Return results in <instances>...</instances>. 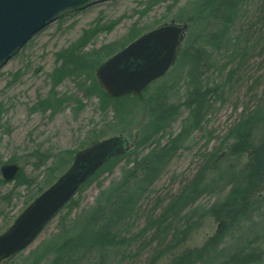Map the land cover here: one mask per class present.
I'll use <instances>...</instances> for the list:
<instances>
[{"label": "trees", "instance_id": "1", "mask_svg": "<svg viewBox=\"0 0 264 264\" xmlns=\"http://www.w3.org/2000/svg\"><path fill=\"white\" fill-rule=\"evenodd\" d=\"M159 1L165 0H148V8ZM248 1L191 0L171 20L177 24L183 22L189 31V36L178 48L172 67L164 75L167 77L173 69H182L178 76L180 81L172 87L179 88L181 82H186L187 95L177 105L168 104V85L157 84L162 77L145 88L141 95L129 94L120 98L110 97L97 80L98 67L141 35V29L135 26L122 44L114 42L105 46L107 50L85 54L83 48L89 41L102 30L110 29V26H95L86 30L82 38L63 53L65 65L57 71V80L67 73L75 77L86 75L80 85L84 93L98 97L103 109L114 103L115 114L112 122L92 128L80 149L46 157L45 162L51 158L57 160L47 167V178L45 176L39 190L52 185L56 177L63 175L79 151L100 141L111 137L130 141L129 136L133 135L135 148L128 153L122 177L100 191L95 205L73 220L63 218L60 230L32 250L21 264H83L86 261L87 264H109L113 252L123 261L134 260L148 247H152L153 254L143 264H160L164 256L169 258L162 264H264V95L255 106L245 104L227 132L215 137L220 139L218 144L201 154L198 169L182 181L165 205L164 199L156 200L145 226L137 234L128 236L129 232H124L123 228V223L135 219L133 216L141 198L177 155L183 140L193 131L203 129L207 114L217 101L214 99L222 97L225 85L210 87L206 74L217 67L215 56L232 44L233 28ZM255 17L248 30L252 36L264 40V4L257 8ZM248 48L246 46L238 54L235 50L233 56L244 61ZM103 51L107 53L101 54ZM241 66L242 63L238 64L237 69ZM233 74L229 75L228 82L232 81ZM259 79H255L252 89H256ZM257 95L253 94L251 102ZM62 101L56 103L61 105ZM45 103L50 105L48 101ZM181 108L188 113L182 121V130L176 136L169 133V141L162 145L156 137L166 136L167 128L179 117ZM134 127L137 131L132 134ZM212 139L211 136L208 143ZM146 145L150 150L140 155L137 149ZM117 158L106 161L97 173L111 171ZM15 162L11 159L8 164H17ZM37 178L28 177L24 167L19 166L15 191L21 185L33 187ZM0 182L6 183V180L0 178ZM13 193L14 190L0 200L11 204ZM212 194L223 197L200 213L197 208L194 209L196 213H190L189 209L203 195ZM34 196L31 194L27 202ZM73 198L66 205L70 206ZM159 208L162 210L157 213ZM203 218L217 224L215 232L200 246L185 247ZM139 241H142L140 245ZM131 242H136L134 252ZM10 259L0 264H8Z\"/></svg>", "mask_w": 264, "mask_h": 264}, {"label": "rangeland", "instance_id": "2", "mask_svg": "<svg viewBox=\"0 0 264 264\" xmlns=\"http://www.w3.org/2000/svg\"><path fill=\"white\" fill-rule=\"evenodd\" d=\"M190 1H159L148 8V0H94L77 10L62 13L58 20L35 35L0 68V178H2L1 167L10 163L11 159H15V163L24 167V173L28 177H38L33 187L21 185L16 191V177L6 183L0 182V198L10 196L14 190L11 204H8L7 200H0V234L11 226L36 196L51 186L39 190L47 175V167L57 160L51 158L45 162L43 161L45 158H49L52 154H63L66 150L80 149L92 128H100L113 121L115 104L112 103L108 109H103L98 97L87 96L81 88L80 85L86 80V75L75 77L67 73L57 80V71L65 65L62 59L63 53L78 42L86 30L95 26H110V29L102 30L92 38L83 48L85 54L102 50L114 42L122 44L134 26L141 29L142 35L155 26L175 23L171 20ZM261 4H264V0H250L243 6L242 17L236 21L233 28L232 44L224 47L215 56L217 67L206 74L209 77L210 87L217 84L225 85L222 97L214 99L217 101L213 103L207 114L203 129L193 131L183 140L177 155L167 165L159 179L148 188L141 198L138 211L134 213L135 219L123 223L124 232H129L128 236L133 237L145 226L146 218L152 212L157 199H164L165 205L168 197L176 192L182 181L193 176L201 162V154L211 151L212 147L218 144L220 139L215 137L223 136L227 132V128L238 117L243 106L245 104L255 106L258 99L264 95V40L252 36V32L248 30ZM179 24L183 25V22ZM187 36L189 31L185 32L184 38ZM246 46L249 48L244 61L240 57L233 56L235 50L238 54ZM106 53L107 51H103L101 54ZM240 63L242 66L237 69ZM181 70L173 69L170 75L162 77L159 83L156 82L168 85V104L177 105L186 98V82H181L177 89L172 87L180 81L178 76L182 73ZM231 72H234L232 81L228 82ZM255 79H259L258 84L261 85L257 84L254 90L252 85ZM255 93L258 94L257 98L251 102V97ZM60 99L63 101L58 105L56 102ZM179 114V117L167 128L166 136L156 137L161 140L162 145L169 141V133L176 136L182 130V121L188 113L181 108ZM136 131L137 128L134 127L132 134ZM211 136L213 139L208 143ZM133 137V135L129 136V142L132 144ZM134 148L133 144L127 153L119 156L111 171L97 173L82 186L71 205H65L45 225L38 237L27 248L13 256L8 264H21L32 250L60 230L59 226L63 218L73 220L84 210L94 206L100 191L122 177L128 153ZM149 150L150 146L146 145L138 148L137 152L144 155ZM59 178L56 177L55 182ZM31 194H35L34 199L27 202ZM221 197L223 195H203L189 211L196 213L197 208V212L200 213ZM160 210L162 209L159 208L156 212ZM198 225V229L185 247L200 246L217 228V224L207 218L200 220ZM141 242L139 241L138 244L140 245ZM134 243L136 242H131L132 252L137 250ZM152 254V247H148L134 260L127 258L123 261L113 252L109 264H143ZM168 258V256L161 258L160 264ZM83 264H87V261Z\"/></svg>", "mask_w": 264, "mask_h": 264}, {"label": "water", "instance_id": "3", "mask_svg": "<svg viewBox=\"0 0 264 264\" xmlns=\"http://www.w3.org/2000/svg\"><path fill=\"white\" fill-rule=\"evenodd\" d=\"M93 1L0 0V68L62 13ZM186 29V24L172 23L129 43L96 70L102 88L112 98L141 95L147 86L168 72ZM133 144L127 138L111 137L79 151L68 170L0 234V263L27 248L88 178L106 161L123 154ZM18 171L19 166L14 163L1 167L6 181L13 180Z\"/></svg>", "mask_w": 264, "mask_h": 264}, {"label": "flooded vegetation", "instance_id": "4", "mask_svg": "<svg viewBox=\"0 0 264 264\" xmlns=\"http://www.w3.org/2000/svg\"><path fill=\"white\" fill-rule=\"evenodd\" d=\"M180 44H181V42H180ZM180 44L177 46V51H178V48H179ZM177 51H176V52H177ZM175 56H176V55H175ZM174 59H175V58H174ZM84 184H85V183H84ZM81 186H82V185H81ZM81 186H80V187H81ZM70 201H71V200H70ZM68 203H69V202H68Z\"/></svg>", "mask_w": 264, "mask_h": 264}]
</instances>
